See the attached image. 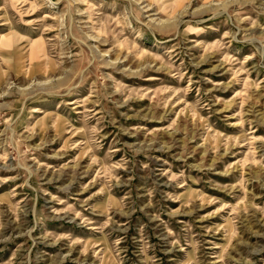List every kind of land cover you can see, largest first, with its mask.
<instances>
[{"label":"rangeland","instance_id":"obj_1","mask_svg":"<svg viewBox=\"0 0 264 264\" xmlns=\"http://www.w3.org/2000/svg\"><path fill=\"white\" fill-rule=\"evenodd\" d=\"M0 264H264V0H0Z\"/></svg>","mask_w":264,"mask_h":264},{"label":"bare ground","instance_id":"obj_2","mask_svg":"<svg viewBox=\"0 0 264 264\" xmlns=\"http://www.w3.org/2000/svg\"><path fill=\"white\" fill-rule=\"evenodd\" d=\"M30 48V47H29Z\"/></svg>","mask_w":264,"mask_h":264}]
</instances>
